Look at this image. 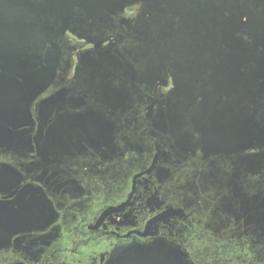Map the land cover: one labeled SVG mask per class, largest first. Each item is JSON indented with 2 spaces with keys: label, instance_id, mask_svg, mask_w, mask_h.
<instances>
[{
  "label": "flooded vegetation",
  "instance_id": "1",
  "mask_svg": "<svg viewBox=\"0 0 264 264\" xmlns=\"http://www.w3.org/2000/svg\"><path fill=\"white\" fill-rule=\"evenodd\" d=\"M199 7L197 13L202 2ZM224 12L231 16L228 9ZM137 13L139 6L125 10L127 17ZM219 13L211 27L217 28ZM251 14L243 11L247 16L236 21L248 50L258 44L249 35ZM166 16L169 26L163 33L181 24L180 18L187 19L182 31L196 25L191 14L173 11ZM51 39L31 67H23L29 65L23 59V64L0 59V202L6 203L0 204V224H9L0 226V264H110L118 248L155 240L174 246L190 264H226L215 244L225 240L243 247L247 241L264 240L263 222L261 229L247 214L249 196L243 185L249 175L260 179L264 161L241 169L230 148L215 139L212 143L203 132L231 128L222 114L237 108L234 97L246 87L237 85V79H248L255 66L251 57L239 76L218 51L211 58L193 59L190 67L185 57L159 67L153 63L147 81L138 84L135 76L133 84L127 81L126 93L124 77L116 75L85 83L87 75L79 71L84 53L94 45L70 32ZM161 39L166 43L165 36ZM51 51L58 57L46 58ZM158 54L154 51V60ZM18 63L22 67L13 65ZM4 77H15L21 91H13ZM258 81L257 87H264V75ZM251 89L244 91L248 114L261 111L252 99L259 91ZM87 113L104 129L95 134L78 130V116ZM246 144L256 148L245 156L264 150V138ZM95 195L101 197L94 201ZM12 206L31 207L37 222L33 218V225L12 226ZM245 264H264V259Z\"/></svg>",
  "mask_w": 264,
  "mask_h": 264
},
{
  "label": "water",
  "instance_id": "2",
  "mask_svg": "<svg viewBox=\"0 0 264 264\" xmlns=\"http://www.w3.org/2000/svg\"><path fill=\"white\" fill-rule=\"evenodd\" d=\"M138 2L146 4L150 12H148L149 17L145 14L137 23L135 29L137 35L136 46L124 51L126 55L123 59L128 63L118 65L115 61H111L108 56H104L105 59H102L100 62L93 63L89 61V68L85 71L87 75L85 83L94 84L102 78L116 75L120 79L124 77L125 87L123 88L127 93V78L134 75L150 76V61L153 59L154 51L160 54L161 50L157 37H160L162 34L160 33L158 36L157 30L160 27L165 28L163 26L165 24L163 19L166 14L173 11H177L180 16L191 14L192 16L190 17L196 22L192 31L184 35L185 42L195 45L190 46L194 48H187L183 52H178L174 58L185 57L187 59H195L201 57L200 52H206L209 49L208 47L198 45L201 42H204L205 45H210L211 43L217 44L219 41L224 43L237 42L233 37L238 31L236 21L239 20V15L244 16L242 12L247 10H252V14L249 15V35L255 43H260L264 50V0H0V30L2 29L6 32L8 25L13 23L11 32H16L17 30L18 32L16 33L25 34L27 31H33L35 37V41L28 42L27 44L22 43L17 47L15 40L4 39L0 35V59H7L12 61V63L15 62L14 60L21 62L20 60L23 59L29 64L26 66V64L21 62L23 67H31L33 62L42 57V54L38 52L46 49L47 41L52 40L51 38L59 40L67 32L86 39L90 43H95L96 48L100 50L99 43L105 41L104 35L108 30L110 31L113 28L111 16H117L127 6ZM200 2L203 3L204 8L197 13V9L200 10ZM215 4H218L217 8ZM20 7H24L23 12H20ZM210 7L211 10L209 12ZM226 9L230 11V17L223 16ZM10 10L14 12L12 15H20L12 16ZM218 12H220L219 16L222 18L220 21L218 20L217 28L211 27L216 25V17L214 15L218 14ZM183 21L186 23L187 19L183 18ZM175 26L180 27L179 23L175 24ZM155 28L157 29L155 30ZM178 34L180 33H175V37ZM154 35L156 39L153 38ZM248 49H245L244 46L237 49L233 48L224 57L228 58L227 65L235 67L237 75L245 74V72L242 73L240 71V68H245L247 59L251 57L252 63L255 66L250 70L248 79L245 77L237 79V85L239 83L245 84L244 91L248 86H252L251 90L253 92L258 90L260 96L264 91V87L263 85L257 87V82L264 75V56L258 53L256 46L251 50ZM247 52L250 53V56L246 55ZM126 56L128 57L127 59ZM45 57L50 58L48 55ZM164 57L165 53L160 55L161 59H164ZM130 60H133V62H130ZM21 63L13 65L20 68L22 67ZM134 63L144 72L139 70L136 72ZM111 69H113L112 74H110ZM25 78L27 77L25 76ZM4 80L9 84H13L11 88L13 91H21L20 88L15 87L17 84L15 77H9L7 80L4 77ZM33 81L31 78H27L28 83H33ZM39 90H43V88ZM244 91H237V96L234 97L237 102V108L222 114V117L231 123V128L223 126L210 128L209 133L205 134L212 143V140L215 139V143H218L222 148H230V152L235 154H239L246 149L255 148L254 144H246L247 142L254 143L255 140L260 141L264 138V129L262 128L264 127V119H262L261 114L256 109L249 114L245 112L246 109L243 101L247 99H245L246 94ZM247 117L253 122L251 126L248 125V121L250 122V120L246 119ZM260 157L262 155L243 157L241 162L246 161L254 165L260 161ZM0 204L5 205L6 203L0 202ZM0 221L2 222V220ZM8 225L6 222L0 224L1 227H7ZM162 246L166 249L169 247L173 248L169 244ZM149 248L150 245L147 244V246L143 245L140 249L145 250ZM173 249L175 250V248ZM139 253H141L140 256L147 254L143 251ZM130 256V254L122 256L117 254L110 264L145 262L141 259H132Z\"/></svg>",
  "mask_w": 264,
  "mask_h": 264
},
{
  "label": "rangeland",
  "instance_id": "3",
  "mask_svg": "<svg viewBox=\"0 0 264 264\" xmlns=\"http://www.w3.org/2000/svg\"><path fill=\"white\" fill-rule=\"evenodd\" d=\"M134 6H139V13H137L136 16H134V17H127L125 14L126 8L134 7ZM126 8L124 9L123 12L119 13L117 16H113V15L111 16V18L113 20V28L110 31L108 30L106 32V34L104 35L105 41L99 43L100 51L96 50L97 48L95 46V43H90L88 40L83 39L87 43L94 45V48L92 49L91 52L84 53V57H83L84 59H82V62H83L82 68H81L82 70L80 69L79 73H82L84 76H86L85 71L89 68V65L87 66L85 62H87V61H91L93 63L100 62L102 59H105L104 56H108L111 61H115L118 65H123L125 63H128V62H126L125 59H123V57L126 55V53L124 55L123 52L125 50H128L131 47L134 48L136 46L137 35H136L135 29H136L137 23H138V21H140L142 19L143 16H145V14L147 15V17H149L148 12H150V10L147 8L146 4H143L142 2L135 3L133 5L127 6ZM151 8H152V6H151ZM19 10H20V12H23L24 7H20ZM10 11H11V15L14 14V12L12 10H10ZM197 11H199V9H197ZM177 14H179V13L177 12ZM19 15L20 14H15L12 16H19ZM224 15H225V12H224ZM245 16H247V15H245ZM245 16H239V20L243 21ZM167 17L168 16H165L163 19V22L165 23V24H163V26H169V18H167ZM180 21L183 23L179 24L180 27H178L176 30H180L181 33L178 34V37H177V39H175V42L173 44H168V41H169V39H172L173 37H175L176 30H174V29L172 30L171 29L172 27H171L169 29V32L163 33L164 28H161V27L158 28L157 35L159 36L161 33L162 34L161 37L162 36L166 37V40H165L166 43H159V45L161 46V50H160V54H158L159 55L158 58L160 59V55L164 54V53H165V57H164V62L158 63L157 60H159V59L157 58V56H156V58H157L156 60H154L155 56H153V59L150 61V63H151L150 64V71H151V68L153 66V63L156 64L155 66H157V67H159L160 64H162V66H164V65L169 63L168 60L174 59L175 55L178 52H183L187 48H191L190 46H195V45H192L191 43L185 42V39L183 38L184 35H186L190 31H192V29L189 28V30H187V31H182V27L186 26V23L181 18H180ZM12 25H13V23H10L8 25L6 32L2 29L0 30V32H1L0 35L2 36V38L15 40L16 41L15 45L17 47L19 45H21L22 43L27 44L28 42L35 41L33 31H27V32H25V34L16 33V32H18L17 30H16V32H14V31L11 32ZM239 31L240 30H238L237 33L235 34V36H233L234 40L237 42L224 43V42L219 41L217 43V45H215V47L213 45L201 46V44H198L201 47H208L210 49V51L208 49L206 52H203V51L200 52L201 57L195 58V59L198 60L200 58H208V57L211 58L212 53H214V51H218L220 58H225L224 56L229 54L230 50H232L233 48L237 49V48L242 47L243 45L246 46L248 41L244 39L243 35L238 33ZM172 34H174V36H172ZM161 37H157L158 42H163ZM153 38L156 39V36L154 35ZM104 44H106L105 47L103 46ZM192 48H194V47H192ZM256 48L258 50V53L261 54L262 56H264V54H263L264 50H263L260 43L257 44ZM100 52H102V53H100ZM121 53H123V55H120ZM47 55L50 58H57L58 57L57 54L55 55L54 52H52V51L47 52ZM215 56H218V55H215ZM127 58L128 57L126 56V59ZM197 60L195 61L196 63H198ZM188 61L189 62H187V64L189 65V67L193 66L192 65L193 59H189ZM130 62H133V60H130ZM134 64L136 66V63H134ZM175 64H177L179 67L184 65V63L182 65L178 64V63H175ZM137 68L139 71L144 72L143 70H141V68H139V67H137ZM130 71H131V69H130ZM180 75H181L180 78L182 79V82H184L183 77H182L183 73ZM135 76H137L139 78L138 80L140 82H137L138 84H143V83H145L143 81H147V79H148L147 76L134 75L133 77L127 78V81L129 83L133 84L135 81H137L136 80L137 78ZM259 82L260 81L257 82L258 85H259ZM29 93H30L29 94L30 97H34L36 95L34 88H30ZM262 96H263V93L260 94V96H253V98L251 96L250 99L252 98L253 101L255 102L253 107L261 110V111H259V113L261 114L262 119H263L264 97H262ZM262 98H263V100H262ZM78 117H80V119H81V120H78V122H80V124H81V126H79L80 129L78 128V130H80L81 132H90L91 134H95L97 131H99L100 128L104 129V127H105V126H102L101 122L97 121L96 118L93 115H91L90 113H87L85 115H81ZM262 128L264 129V127H262ZM203 132L205 134H208L209 129H203ZM255 148L246 149L239 154L232 153L236 158V162L238 163L239 168L245 169V166H242L244 164L251 167L250 163H248L246 161L241 162L243 157H250L252 155H262V157L259 158L260 161L255 163V164L261 163L262 160L264 161V150L261 151L260 153L256 152L254 154H249L250 156L244 155L246 151L253 150ZM263 165H264V163H263ZM262 170H263L262 171L263 174L260 175V179H258L257 181H256V179L253 178V177H256V174L252 175V177L249 175L247 181H246V179H244L245 181L243 180V185L246 187V188L244 187L245 191H248V196H249L248 200H247V202H249L247 214L249 212L250 221L256 225H258V223H259V228H261V229H262V224H260L261 222H263V226H264V167ZM222 175H224V173H222ZM245 178H247V177L245 176ZM255 181L260 182V183L256 184ZM223 192H225V191H223ZM249 192H251V193H249ZM97 196H98V198L101 197L99 195H95L94 201L97 200ZM11 210H12V213L14 215L12 216V218L8 222H10V224L12 226L16 225V226H22V227L26 226L27 227V226L33 225L34 221L37 222V220L35 218L36 217L35 210L32 209L31 207L22 206L21 208L15 209L14 206H12ZM33 218H34V221H32ZM2 235L8 236L9 234H5V232H3ZM67 243H68L67 245H70V242H67ZM207 243L203 244V246L207 247V245H208ZM210 244H213V243H210ZM143 245L147 246V244H143V243H133V244L128 245L126 247L118 248V250H116L115 253L120 254L121 256L130 254L131 255L130 258H132V259H141V260L145 261V262L139 261V263H130V264H190V262H188L187 259L183 258L178 252H176L173 249V248H175L174 246H173V248L169 247L168 249H166L162 245L165 246L167 244H163L159 240H155V241L151 242L150 244H148V245H150L149 249L141 250L140 248L143 247ZM215 245L218 247L216 249L218 251H220L218 253L219 259L225 261L226 264H227V261H232L233 264H245V260L247 262L253 261V263H254V262H256V260L264 259V240H256V239L250 240V241H247L243 247L238 242H232L231 243V242H228L225 240H223V241H221ZM210 249H212L211 245H210ZM78 250L82 251L83 249H78ZM141 251H143L147 254H143V256H140L141 253H139V252H141ZM220 264H222V263H220Z\"/></svg>",
  "mask_w": 264,
  "mask_h": 264
}]
</instances>
